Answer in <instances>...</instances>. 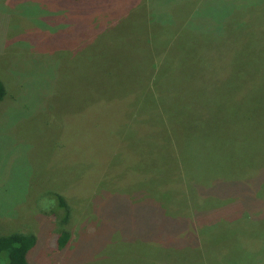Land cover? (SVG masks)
I'll return each instance as SVG.
<instances>
[{
	"label": "rangeland",
	"instance_id": "374dc122",
	"mask_svg": "<svg viewBox=\"0 0 264 264\" xmlns=\"http://www.w3.org/2000/svg\"><path fill=\"white\" fill-rule=\"evenodd\" d=\"M3 18L0 237L35 235L28 264H264V0Z\"/></svg>",
	"mask_w": 264,
	"mask_h": 264
},
{
	"label": "trees",
	"instance_id": "16d2710c",
	"mask_svg": "<svg viewBox=\"0 0 264 264\" xmlns=\"http://www.w3.org/2000/svg\"><path fill=\"white\" fill-rule=\"evenodd\" d=\"M149 90V89H148ZM151 92V90H149ZM149 92V93H150ZM5 96V87L4 85L0 82V101L3 99ZM125 96V94L121 93L119 97ZM116 97V95H115ZM150 115L147 116V119L149 118ZM149 120V131L154 132L156 129V120L154 119H148ZM165 130V138H164V144H169V147L175 150V146L177 145L178 138L177 136L172 137L171 132H167V129L163 127ZM168 135V136H167ZM181 149V147H180ZM176 151V150H175ZM182 164V168L184 169V165L182 161H179ZM178 172L181 174L183 173L182 170H179ZM55 200L58 202L59 208H61L64 212V218L63 222L68 219L69 216V209L68 206L64 200V198L61 195H55ZM164 208V207H163ZM164 210V209H163ZM70 240V235L69 232L64 231L57 240L59 249L65 247L67 243ZM36 245V237L33 234H19V233H14L10 234L8 236L0 237V260L1 257L4 258L3 264H28V259L27 255L30 252V250Z\"/></svg>",
	"mask_w": 264,
	"mask_h": 264
},
{
	"label": "crops",
	"instance_id": "0c3cea01",
	"mask_svg": "<svg viewBox=\"0 0 264 264\" xmlns=\"http://www.w3.org/2000/svg\"><path fill=\"white\" fill-rule=\"evenodd\" d=\"M4 21H5V18H3V19L0 21V23H2V25H3V24H4ZM3 30H4L3 26H0V47H1V45L3 44V40H2V38H3V34H2ZM1 35H2V36H1Z\"/></svg>",
	"mask_w": 264,
	"mask_h": 264
}]
</instances>
